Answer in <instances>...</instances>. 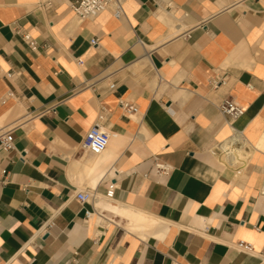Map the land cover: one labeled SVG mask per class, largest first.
<instances>
[{"label": "crops", "instance_id": "crops-1", "mask_svg": "<svg viewBox=\"0 0 264 264\" xmlns=\"http://www.w3.org/2000/svg\"><path fill=\"white\" fill-rule=\"evenodd\" d=\"M47 1L0 0V135L15 145L0 146V264H264V0H124L122 18L83 21ZM228 96L246 109L237 166L217 150ZM98 122L109 146L83 152ZM156 157L173 166L160 182Z\"/></svg>", "mask_w": 264, "mask_h": 264}, {"label": "built area", "instance_id": "built-area-1", "mask_svg": "<svg viewBox=\"0 0 264 264\" xmlns=\"http://www.w3.org/2000/svg\"><path fill=\"white\" fill-rule=\"evenodd\" d=\"M61 2H66L69 7L74 12L75 16L80 20L93 19L99 16L102 12L106 10H111L115 17L122 18L125 14L124 10V0H59ZM53 2L51 0L46 2V6H52ZM16 32L22 34L24 40L28 43V45L33 49L37 50L39 45L37 40L31 35L30 32L22 31L19 27H15ZM98 39H92V44H97ZM79 62H82V59H78ZM220 83H222V79L218 77H213L210 79V84L213 87H217ZM115 84H111L113 88ZM9 96H14L15 93L13 91L8 92ZM122 107L129 114H137L139 112V108L134 103H130L127 101H122ZM220 112L226 117L227 124L230 125L232 129V134L229 139L226 141L220 142L217 145V150L221 156L223 163L236 165L240 164L243 160H238L235 156L234 150L235 148L243 147L245 150V146L247 144L246 138L243 132L237 129L234 126V122L241 117L246 109L245 107L239 103L233 96H228L223 99V101L219 105ZM103 118V115H100L99 119ZM111 140V133L108 129L102 125L101 122L96 123L90 129H88L84 135V138L81 142V150L83 152L92 153L94 155H101L106 151L109 146ZM0 146L2 149L9 151L14 149V135L13 130L10 129L0 135ZM173 171V166L156 157L155 166H154V174L158 178V181H161V178L168 177ZM3 174L7 173V169L2 170ZM150 173H145L144 177L148 178ZM10 178L8 175L3 176V182L9 181ZM116 191V184L110 182L105 193L107 198H113ZM96 192L94 190H80L76 193V198L81 203H87L93 201L95 198ZM93 215L92 211L86 210V219H90ZM237 248L246 252H253L252 243L240 240L237 242Z\"/></svg>", "mask_w": 264, "mask_h": 264}, {"label": "bare ground", "instance_id": "bare-ground-1", "mask_svg": "<svg viewBox=\"0 0 264 264\" xmlns=\"http://www.w3.org/2000/svg\"><path fill=\"white\" fill-rule=\"evenodd\" d=\"M234 153H235V156L238 160H241L243 159L242 157V150H241V147L240 148H235L234 150ZM245 162V161H243ZM242 163V162H241ZM243 164V163H242ZM240 164V165H242ZM237 166V165H236ZM143 223H157V220L154 218V217H149V216H146L143 218Z\"/></svg>", "mask_w": 264, "mask_h": 264}]
</instances>
